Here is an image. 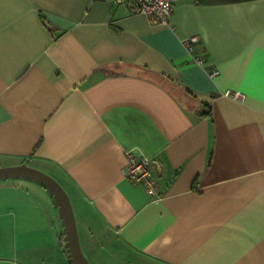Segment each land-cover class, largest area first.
<instances>
[{"label":"crops","instance_id":"1","mask_svg":"<svg viewBox=\"0 0 264 264\" xmlns=\"http://www.w3.org/2000/svg\"><path fill=\"white\" fill-rule=\"evenodd\" d=\"M130 4L0 0V167L54 175L88 264H264V0H176L167 23ZM0 264H71L32 179L0 180Z\"/></svg>","mask_w":264,"mask_h":264},{"label":"built area","instance_id":"2","mask_svg":"<svg viewBox=\"0 0 264 264\" xmlns=\"http://www.w3.org/2000/svg\"><path fill=\"white\" fill-rule=\"evenodd\" d=\"M117 4H122L126 0H110ZM176 0H131L130 12L141 13L147 16L150 20L167 23L168 18L173 12V5ZM196 36L190 37L184 41L187 49H191L192 44L197 41ZM194 61L204 66L206 61L201 57H194ZM219 73L217 69H212L211 76H216ZM226 96H232L235 99L243 100L244 95L240 92H225ZM125 179L139 184L144 187L145 192L149 197L160 198L157 190V178L153 173V164L149 157L144 154H137L133 151L126 152V164L122 169Z\"/></svg>","mask_w":264,"mask_h":264},{"label":"water","instance_id":"3","mask_svg":"<svg viewBox=\"0 0 264 264\" xmlns=\"http://www.w3.org/2000/svg\"><path fill=\"white\" fill-rule=\"evenodd\" d=\"M13 177L29 178L44 186L53 196L62 219L65 247L71 264H88L80 247L76 222L69 196L63 187L47 173L25 163L0 167V180Z\"/></svg>","mask_w":264,"mask_h":264},{"label":"rangeland","instance_id":"4","mask_svg":"<svg viewBox=\"0 0 264 264\" xmlns=\"http://www.w3.org/2000/svg\"><path fill=\"white\" fill-rule=\"evenodd\" d=\"M41 171L47 173L48 175H50V176H52L54 178V175L50 171H48V172H46L45 170H41ZM109 260L105 259V262H108Z\"/></svg>","mask_w":264,"mask_h":264}]
</instances>
